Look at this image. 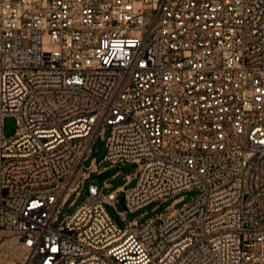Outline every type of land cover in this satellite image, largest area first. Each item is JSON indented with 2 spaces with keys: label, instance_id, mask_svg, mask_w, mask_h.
I'll return each mask as SVG.
<instances>
[{
  "label": "built area",
  "instance_id": "built-area-1",
  "mask_svg": "<svg viewBox=\"0 0 264 264\" xmlns=\"http://www.w3.org/2000/svg\"><path fill=\"white\" fill-rule=\"evenodd\" d=\"M5 118L13 264H264V0H0ZM107 129L103 161L136 172L58 221ZM190 190L141 225L105 208L123 194L124 222Z\"/></svg>",
  "mask_w": 264,
  "mask_h": 264
},
{
  "label": "rangeland",
  "instance_id": "rangeland-1",
  "mask_svg": "<svg viewBox=\"0 0 264 264\" xmlns=\"http://www.w3.org/2000/svg\"><path fill=\"white\" fill-rule=\"evenodd\" d=\"M9 137L13 133V119L5 118L3 122V127L1 126L0 121V137L1 134ZM109 137V130H105L101 135L97 137L92 148L91 153L87 160L83 163L85 168L89 167L92 164V161L95 162L96 169L101 171L100 174L92 173L90 175L89 182H86L83 189L81 190L78 197L75 194H70L66 199L64 205L62 206L60 213L57 217L58 221H61L65 217L71 216L74 214L78 206L84 201L86 197V187L88 183L92 182L98 187H101L104 183L110 185L108 191L114 190L118 187H121L126 181V176L133 177L136 172L137 165L134 163H124L123 165L110 166L108 162L103 161L105 155V142ZM134 185V181L128 185L127 188H130ZM106 193L107 190H104ZM199 194L197 190L185 191L177 194L173 198H168L166 201H157L149 204L148 206L125 215V221H121L117 212H124V206L120 203V199L123 194H119L118 202L114 206H106V211L109 214L112 221L120 228H123L128 222L132 220H137V224L141 225L146 223L148 220L158 216L165 212L167 206H169L173 200L180 201L175 205L174 209H180L184 205L191 203ZM160 221H156L155 225H159ZM24 256V251L22 246L17 242L16 236L10 231L0 230V264H13L16 261L22 259Z\"/></svg>",
  "mask_w": 264,
  "mask_h": 264
},
{
  "label": "water",
  "instance_id": "water-1",
  "mask_svg": "<svg viewBox=\"0 0 264 264\" xmlns=\"http://www.w3.org/2000/svg\"><path fill=\"white\" fill-rule=\"evenodd\" d=\"M120 203L123 205V198L120 199Z\"/></svg>",
  "mask_w": 264,
  "mask_h": 264
}]
</instances>
